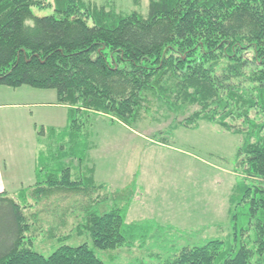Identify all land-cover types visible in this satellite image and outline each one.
<instances>
[{
  "label": "trees",
  "instance_id": "1",
  "mask_svg": "<svg viewBox=\"0 0 264 264\" xmlns=\"http://www.w3.org/2000/svg\"><path fill=\"white\" fill-rule=\"evenodd\" d=\"M33 9L52 15L36 17ZM0 87L51 90L67 108L64 130L48 136L35 128L39 179L28 192L36 198L103 188L90 174L78 170L74 180L72 168L61 164L44 175L47 169L38 164L41 142L56 138L49 154L59 151V163L73 160L81 169L95 115L133 127L152 99L171 120L163 144L176 129L196 130L200 123L242 135L236 158L243 177L228 197L229 235L199 246L172 242L169 254L150 256L159 264H264V0H148L145 15L82 0H0ZM108 199H93L75 228L89 235L92 248L65 245L66 236L45 258L23 241L22 209L29 201L0 197L9 217L0 264H103L95 251L142 250L161 237L155 223H127L125 205L100 211Z\"/></svg>",
  "mask_w": 264,
  "mask_h": 264
},
{
  "label": "rangeland",
  "instance_id": "2",
  "mask_svg": "<svg viewBox=\"0 0 264 264\" xmlns=\"http://www.w3.org/2000/svg\"><path fill=\"white\" fill-rule=\"evenodd\" d=\"M82 1L110 6L120 13L136 11L142 15L148 6V0ZM32 13L36 17L52 15L48 9H33ZM2 101L24 99L14 96ZM149 103L133 127L104 115L92 116L87 126L92 147L81 169L73 160L59 163L55 159L59 151H54L56 155L49 154L57 143L56 138L41 142L38 164L39 168L47 169L44 175L47 171H58L62 164L72 168V179L77 180L80 171L87 178L91 175L95 187L103 188L93 193L62 189L39 198L25 190L22 197H14L20 205L25 200L30 203L22 209L27 225L23 235L26 247L46 258L62 245L59 239L68 236L65 245L86 244L92 248L89 235L77 234L75 228L84 209L99 196L109 198L99 206L100 211L109 210L114 204L125 205L127 223L148 221L161 229L158 231L161 237L149 240L142 250L95 251L103 264H159L161 261L150 254H169L168 245L172 242L199 246L229 235L228 197L232 188L242 182L243 172L236 151L243 136L200 123L196 130L176 129L163 144L159 139L165 137L161 133L167 131L171 120L163 118L164 109L157 102L150 99ZM83 143L81 136L78 145ZM244 184L254 186L255 182L246 180ZM5 206L0 205V250L8 242L5 232L9 217ZM243 221L241 218L240 225Z\"/></svg>",
  "mask_w": 264,
  "mask_h": 264
},
{
  "label": "crops",
  "instance_id": "3",
  "mask_svg": "<svg viewBox=\"0 0 264 264\" xmlns=\"http://www.w3.org/2000/svg\"><path fill=\"white\" fill-rule=\"evenodd\" d=\"M19 96L24 101H2ZM55 96V98L53 97ZM0 197L14 198L37 183L39 142L36 127L64 130L67 108L51 90L0 87Z\"/></svg>",
  "mask_w": 264,
  "mask_h": 264
}]
</instances>
